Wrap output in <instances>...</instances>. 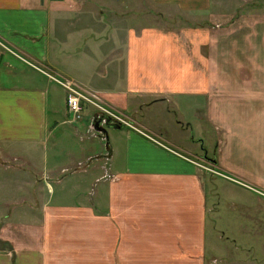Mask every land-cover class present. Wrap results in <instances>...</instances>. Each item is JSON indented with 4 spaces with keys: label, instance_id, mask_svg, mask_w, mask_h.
Listing matches in <instances>:
<instances>
[{
    "label": "crops",
    "instance_id": "crops-1",
    "mask_svg": "<svg viewBox=\"0 0 264 264\" xmlns=\"http://www.w3.org/2000/svg\"><path fill=\"white\" fill-rule=\"evenodd\" d=\"M225 2L251 1L0 0V43L20 56L0 45V264L62 262L58 258L70 249L56 238L67 241L68 234L86 246L85 255L95 243L101 264L106 244L118 262L203 263L216 185L221 192L249 189L218 176L202 178L167 142L264 190L263 25L254 26L256 17L246 13L234 18L221 9ZM175 13L212 26L183 22L170 28L153 21L154 14L162 21ZM93 54L101 58L91 70ZM109 55L116 56L114 63L105 59ZM30 63L98 90L114 110L139 103L131 112L145 128L153 105L176 102V111L184 104L198 117L203 101L206 119L218 129L216 157L179 138L189 122L177 129L170 122L179 135L163 120L162 133L107 126L99 135L105 152L97 157L81 144L64 145L67 127L76 130L65 90ZM96 66L101 70L94 74ZM254 87L256 94L247 95ZM82 115L78 120L94 131L96 117ZM89 199L97 206L106 200L107 212L94 213ZM9 200L22 201L8 212ZM229 202L241 207L243 218L261 223L255 262L264 264V198L251 194ZM208 249L212 264V238ZM68 253L81 254L78 248Z\"/></svg>",
    "mask_w": 264,
    "mask_h": 264
},
{
    "label": "rangeland",
    "instance_id": "rangeland-1",
    "mask_svg": "<svg viewBox=\"0 0 264 264\" xmlns=\"http://www.w3.org/2000/svg\"><path fill=\"white\" fill-rule=\"evenodd\" d=\"M251 2H240L242 6H235L237 2H225L226 6L221 8L223 10H230V13H234L233 17L236 18L237 16H241L244 13L248 14L249 16H255L256 22L253 24L254 26L263 25L264 30V2H257L258 0H250ZM233 5V8L230 6ZM229 6V7H227ZM236 15V17H235ZM156 14H154V23L161 24L164 27H174L180 23H189V25L197 24V25H203V26H212V23L208 25V23L204 22L202 17L199 18V20L192 21V16L188 14H180L175 13L168 17L163 16L162 21L157 20ZM192 21V22H191ZM195 22V23H194ZM250 24V21L248 22ZM215 25H223L216 23ZM252 25V24H250ZM249 25V26H250ZM215 27V26H214ZM218 28V27H217ZM260 35V34H259ZM258 35V36H259ZM253 41V40H251ZM96 56V57H95ZM264 56V52H263ZM101 56L97 55H89L88 63H90V68L92 70L91 64H96V61H100ZM115 57L112 55L105 56V59L108 61H111L112 63L115 62ZM217 61H220L217 59ZM102 64V62H101ZM101 70V67L99 66L97 70V66L95 67L94 71H92L94 74L99 72ZM99 85H102L99 84ZM85 88V87H84ZM88 88V87H87ZM91 89V88H88ZM96 90V89H91ZM98 97H100L99 91L96 90ZM256 94V87L253 89H249V93L247 95H255ZM102 97H100L101 99ZM225 99H228L227 97H224ZM160 99V98H156ZM141 101H145L143 99H140ZM150 101H155L151 99ZM104 108L108 109L111 113L114 112L116 115V118H119V121H123V125L127 128H133L136 130L146 131V128H150V131L156 132V133H162L161 130H165L163 127L166 125L161 124L162 120L163 123L166 121L168 128L172 130V133H178L177 128H181V126L186 125L189 122V128L180 129L181 137L179 135V138H182L185 140V143L196 142L195 145H193L195 148H199L200 146V154H202V149H206V154H204L208 157H216V149L219 146L218 140H217V127L216 125L208 122L206 119V113H205V107L204 102L201 101V113L197 117L193 114V110L187 108L184 104L181 106H178V110H174V106H176V102L173 103H158L157 105H151L150 111H148V119H147V125L145 128V120L142 119L141 123L144 125H141L138 120L136 119V116H132L135 113H132L131 110L133 109V106H141L139 103H131L128 107L127 105H124L123 108H119L117 110H114L108 103H106L103 99L97 102ZM145 103V102H144ZM83 108V116H87L88 114L91 117H97L101 115L100 113L103 111V109H99V107L94 103H88V102H82ZM181 103H178V105ZM125 109V110H123ZM168 110V111H166ZM170 111V112H169ZM104 112V111H103ZM81 117V116H80ZM167 118H171L170 121H168ZM79 119V118H78ZM75 120L73 122V125H75L76 130H74L72 127H67V136L65 137V140L61 141V143H64V145H69L76 147L78 144H81L83 146L87 147V152L90 154H96L91 155L97 157L98 153H104L105 152V138L100 137L102 134H97V132L94 130H88L86 121L82 118L80 120ZM174 124L175 128L170 127L171 123ZM167 127V126H166ZM87 128V129H86ZM115 129H109V132H113ZM93 132V137H92ZM147 132V131H146ZM151 132V133H152ZM100 135V136H99ZM173 135V134H172ZM157 135L152 133V137L157 138ZM154 138L153 141L155 140ZM199 138V140H198ZM201 141V142H199ZM167 144L172 147L173 149L177 150L179 153L178 155L188 158L190 160V163L192 164L193 168L202 174V178L208 177V176H218L222 180L230 181L233 184H236L238 186L244 187L249 189L244 191L243 189L236 187V186H230L229 189L224 190V192L221 190L222 187H219L216 185V188L218 190V193L216 196L212 195V198H215L217 200V208L212 211V215L206 214V219L208 222V218H211L212 223V230H209V225H206L205 230V252L203 257V263L202 264H209V256L210 251L208 249L209 241L212 238V264H258L255 262L257 260V248L254 246L257 239L260 238L262 235V226L261 223L256 224L255 220H250L248 217L247 219L243 218L240 214H238V208L241 209L240 206L238 208L236 205H231L229 202L230 198H237L239 200H244L247 197H250L251 194H257L258 196L264 198V190L261 188H258L256 186L255 180H244L243 178L237 177L232 175L231 173L222 170L214 164L210 163L209 160L206 158H203L198 153H192L188 152L185 149H182V145H179L180 147L171 144L167 142ZM178 145V144H177ZM187 152V153H186ZM181 153V154H180ZM183 154V155H182ZM93 158V157H92ZM117 158V157H116ZM118 160V158H117ZM86 161V160H85ZM2 169L0 168V183L4 176H2ZM6 171H10V168H8ZM255 172V171H254ZM85 179V178H84ZM203 181V180H202ZM83 185L85 184V181H82ZM53 184V183H52ZM101 182L97 183L95 188H100ZM207 187V186H206ZM208 188V187H207ZM100 190V189H99ZM45 191V188H44ZM251 191V192H250ZM262 191V192H261ZM254 192V193H252ZM261 192V193H260ZM209 194V192H208ZM231 195V197H228ZM209 197V196H208ZM66 199V198H61ZM72 199V198H71ZM70 199V200H71ZM10 201V200H9ZM22 200H13L10 201L8 205V212L12 208V204H15V202H20ZM32 202V200H30ZM57 202V201H53ZM89 206L93 209L94 213L98 212L99 209L103 210L104 212H107L108 205L107 201L104 200V204L101 206H97L96 200L89 199L87 201ZM33 203V202H32ZM32 203H29L32 205ZM36 206V205H35ZM232 207V208H230ZM235 207V208H234ZM2 208V207H1ZM0 208V209H1ZM37 208V207H36ZM99 208V209H98ZM6 209V208H5ZM98 209V210H97ZM238 214V215H237ZM245 223L246 230H240V223ZM264 222V221H263ZM207 224V223H206ZM95 231H93L94 233ZM262 237V236H261ZM61 238V239H58ZM67 241L64 240V237H58V241H62V244L64 243L66 245V248H69L71 250H80L81 254L75 255L72 253V256H70V253L65 252V256H60L58 259L63 260L62 262H58L57 264H101V262L97 261L96 256V247L95 243L93 246V250H88L87 255H85L83 252V248L86 249V246H81V243L78 245L76 242H74L73 238L70 234L66 236ZM95 240V239H94ZM73 241V242H71ZM96 241V240H95ZM87 244V242H85ZM90 245V243H89ZM107 244L105 245V255H104V262L103 264H151V263H144V262H118L116 259V254L114 251V247L110 245V247L107 249ZM88 248H92L88 246ZM58 255V254H57ZM243 260V261H241ZM261 264V263H260Z\"/></svg>",
    "mask_w": 264,
    "mask_h": 264
},
{
    "label": "built area",
    "instance_id": "built-area-1",
    "mask_svg": "<svg viewBox=\"0 0 264 264\" xmlns=\"http://www.w3.org/2000/svg\"><path fill=\"white\" fill-rule=\"evenodd\" d=\"M0 45L4 47V49L20 57L17 53L12 51L10 48L5 46L4 44L0 43ZM31 65L39 69L40 71H42L48 78H50L51 80L55 81L56 83H58L60 86L63 87V89L65 90V107L69 114L70 121H75L81 116L82 108H83L82 102H88V103L96 104L99 107V109H103L104 112L102 111L100 113L101 115L108 116L110 120L113 122L123 124V121H119V118L118 119L116 118V115L114 114V112L111 113L108 109L104 108L103 106L97 103L101 99L100 97H98L97 92H95L96 90L94 91L86 87L84 88L80 86L72 78L61 76L59 74H56L54 72H49L47 70H43L33 64ZM262 195H264V193H262Z\"/></svg>",
    "mask_w": 264,
    "mask_h": 264
},
{
    "label": "water",
    "instance_id": "water-1",
    "mask_svg": "<svg viewBox=\"0 0 264 264\" xmlns=\"http://www.w3.org/2000/svg\"><path fill=\"white\" fill-rule=\"evenodd\" d=\"M122 124L116 123L110 120V118L106 115H99L95 118V120L92 122L91 126L95 131L98 132H104L105 127L107 126H121ZM203 151H205L203 149Z\"/></svg>",
    "mask_w": 264,
    "mask_h": 264
}]
</instances>
